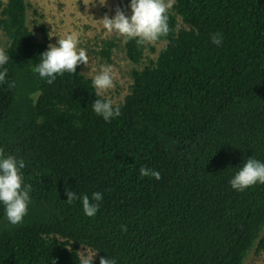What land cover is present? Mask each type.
<instances>
[{
  "label": "trees",
  "instance_id": "16d2710c",
  "mask_svg": "<svg viewBox=\"0 0 264 264\" xmlns=\"http://www.w3.org/2000/svg\"><path fill=\"white\" fill-rule=\"evenodd\" d=\"M0 0V264H244L264 248V0H173L118 104ZM177 17H180L179 25ZM109 57L113 41L105 43ZM142 38H125L137 63Z\"/></svg>",
  "mask_w": 264,
  "mask_h": 264
},
{
  "label": "rangeland",
  "instance_id": "374dc122",
  "mask_svg": "<svg viewBox=\"0 0 264 264\" xmlns=\"http://www.w3.org/2000/svg\"><path fill=\"white\" fill-rule=\"evenodd\" d=\"M5 1V0H1ZM26 23L34 38L43 41L40 26L45 27L51 49L67 50V67L76 63L81 72L95 81L97 92L113 104L121 103L130 91L131 72L156 59L162 41L148 33L154 13L169 9L173 0H26ZM181 25L180 17H177ZM142 38L145 49L139 62H131L125 52L128 35ZM113 41L109 57L103 54L105 43ZM6 38L0 31V60ZM264 234V231H263ZM80 258L96 264L97 252L81 244ZM244 264H264V248L253 249Z\"/></svg>",
  "mask_w": 264,
  "mask_h": 264
}]
</instances>
